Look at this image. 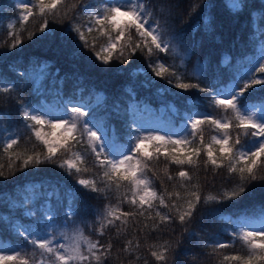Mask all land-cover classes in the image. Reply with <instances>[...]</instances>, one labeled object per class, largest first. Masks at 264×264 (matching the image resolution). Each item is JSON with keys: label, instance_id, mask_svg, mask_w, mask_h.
<instances>
[{"label": "snow or ice", "instance_id": "1", "mask_svg": "<svg viewBox=\"0 0 264 264\" xmlns=\"http://www.w3.org/2000/svg\"><path fill=\"white\" fill-rule=\"evenodd\" d=\"M261 3L264 5V0ZM150 5L151 0H75L73 3H68V0H18L16 7L22 25L34 15L33 8L37 10L35 15L43 19L38 31L44 36L50 31V20L57 23L67 21L68 31L74 32L77 37L76 51L71 56L82 55V48H89L92 50L90 59L94 58L107 66L113 60L127 64L137 52L145 53L147 57L176 52ZM229 6L234 12L243 8L241 0H231ZM159 11L163 13V6ZM81 16L86 19L83 25L76 22ZM209 23L205 21L206 28ZM8 28L12 29L13 24L9 23ZM94 31L97 36L90 42L85 33ZM13 35L9 49H16L23 44L19 32L10 31L9 36ZM35 35V32H28L27 38L31 39ZM100 38H105V43L96 51V42ZM254 38L258 40L256 54L238 61L235 68L230 69L232 75L226 87L217 86L220 82L217 77L213 84L215 90L203 87L199 82H184L175 70H170L159 61L149 64L156 77L165 78L170 85L174 79L175 88L185 92L195 89L210 93L212 104L217 109L232 114L222 118H214L207 112L185 114L184 124L179 130L162 126L156 120L145 119L144 114L149 109L136 104H129L123 110L119 105L114 106L116 116L123 120L122 127H117L110 123L108 115H98L103 106L102 94L93 93L95 104L83 99L75 102L71 99L58 100L53 105L43 102L29 105L23 100L17 101L25 127L45 151L10 153L9 150L18 144L19 137H5L3 150L8 153L9 172L15 169L16 161H22L21 169L56 163L69 176L73 173L78 175L88 171L80 165L85 163V157L89 154L94 157L96 167L102 170L98 178H78L75 184L65 187L62 193L60 189L54 188L43 203L35 197H25L21 206L34 201L35 209L26 210L25 215L36 217L39 213L49 230L37 231L30 225L18 222L12 223L11 228L17 235L23 236L34 250L40 251L41 259L36 264H106L112 258L111 238L107 243H101L99 239L93 241L76 224V205L81 200L82 192L86 195L96 194L98 199H107L112 193L117 196L115 205L106 204L96 216V222L99 223L96 232L100 237H104L110 228L116 229L117 236L126 234L129 226L138 225V218L142 217L151 223H144L140 231H156L178 223L187 238L196 236L186 225L193 221L201 205L223 201L238 203L239 198L257 188L264 192V101L260 104L244 102L257 90L256 86L264 88V78L256 75L264 74V27L254 30ZM224 63H228L227 56ZM49 67L47 61L42 62L28 75L38 94H42V80ZM204 67L198 65L196 72H203ZM60 84L62 87L63 81ZM15 90L16 86L12 83L0 81V94H10ZM127 91L131 93L132 90ZM57 95L61 93L57 92ZM204 126L216 132L210 137L209 143L204 142ZM45 127L61 129L60 136L54 137L45 132ZM162 131L165 134H161ZM121 140L125 142L121 143ZM76 145L85 151H74ZM62 152L69 153L70 157L57 160ZM161 158L165 161L163 178L152 166ZM201 160L205 173L209 169L213 174L218 170H226L229 177L236 178V182L230 188L221 187L216 192L203 193L198 176ZM169 165L175 166L178 171L171 174ZM3 167L0 164V177L6 175ZM157 180L163 189L159 192L155 187ZM165 181L176 182L173 188L180 191H168ZM205 182L212 183V180L206 177ZM52 197L56 199V206L51 203ZM125 204L132 211H124L121 205ZM60 211H63L64 220L58 231L53 232L50 229L56 226L57 213ZM234 223L232 241L216 240L211 247L215 252L231 247L233 242L239 240L247 254L225 255L221 264H264V209L256 218L241 216ZM133 230L137 229L134 227ZM182 242L176 240L175 248H179ZM5 243L0 237V264H30L28 256L15 248L5 247ZM139 247L138 239H129L119 251L134 255ZM175 248L169 242L149 245L150 250L158 249L150 251L157 264H168L169 253L174 252ZM9 251L11 255L6 254ZM136 259L140 257L137 255Z\"/></svg>", "mask_w": 264, "mask_h": 264}, {"label": "trees", "instance_id": "2", "mask_svg": "<svg viewBox=\"0 0 264 264\" xmlns=\"http://www.w3.org/2000/svg\"><path fill=\"white\" fill-rule=\"evenodd\" d=\"M73 2L75 0H68V3ZM230 2L231 0H151L150 6L156 19L160 21L168 38L172 40L176 52L158 53L152 57L137 52L127 64L113 60L110 65L105 66L94 58L90 59L92 50L89 48H82V55L71 56V53L76 51L77 37L74 32L68 31L67 21L57 23L50 20V31L44 36L38 31L43 19L35 15L37 11L35 8H33L34 15L22 25L16 7L18 0H0V81L16 86V90L12 93L0 94V164L4 165L2 170L6 173L5 176L0 177V237L6 242L5 247L21 251L22 255L28 256L30 264H36L41 259L40 251L34 250L23 236L17 235L11 228L12 223L18 222L30 225L37 231L49 230L39 213L36 217L25 215L26 210H35L34 201L21 206L25 197H35L43 203L47 194L54 188L60 189L62 193L65 187L75 184L78 178H98L102 174V170L96 167L94 157L90 154L86 155L85 163L80 165L88 171H82L78 175L73 173L69 176L66 170L56 163L21 169L22 161H16L15 169L9 172L8 153L3 150L5 137L9 135L12 138L19 137L18 144L9 150L10 153L32 154L45 151L25 127L17 101L23 100L29 105L40 102L53 105L58 100L71 99L75 102L83 99L95 104L93 93L102 94L103 106L99 109L98 115H108L110 123L117 127H122L123 120L116 116L113 110L115 105H119L121 110L127 108L129 104L147 107L152 110V114L149 115L152 119L158 118L162 126L175 127L178 130L184 124L185 114L207 112L214 118L231 116L230 112L224 113L212 104L210 93H201L195 89L187 92L177 89L174 79L173 84L170 85L165 78L156 77L149 67L150 63L159 61L170 70H175L183 77L184 82H199L201 86L215 90L213 84L219 77L220 82L217 86L226 87L230 82L229 76L232 75L230 69H234L238 61L256 54L258 40L254 38V30L257 27H264V18H262L264 5L261 0H241L243 8L238 12L230 10ZM161 6L164 8L163 13L159 11ZM205 21L210 22L207 28ZM76 22L83 25L86 19L81 16ZM9 23L13 24L12 29L8 28ZM10 31L19 32L23 40V44L16 49H9L14 39V35L9 36ZM28 32H35L36 35L28 39ZM85 35L91 42L97 33L86 32ZM104 43L105 38L97 40L95 50L99 51V46ZM226 56L227 64L224 63ZM45 61L50 67L42 80V94H38L34 91L35 84L28 75ZM198 65L205 66L203 72H196ZM256 75L258 78H264V74ZM60 81H63L62 87ZM127 89H131V93ZM256 89L244 101L246 104H260L264 101V88L258 85ZM57 92L61 95H57ZM71 106L73 105H69ZM44 131L59 137L62 130L45 127ZM212 135H216V132L204 126L205 143L210 142ZM149 150H151L150 146ZM74 151L83 152L85 149L76 145ZM69 157V153L62 152L56 159ZM152 166L163 178L165 167L163 158ZM168 167L171 174L178 171L175 166ZM198 176L202 192L205 194L216 192L221 187L230 188L236 182V178L229 177L226 170H218L213 174L209 169L205 173L202 160ZM206 177L210 178L212 183H206ZM174 183L176 182L165 181L168 191H180L178 188H173ZM255 183L259 184V182ZM155 187L158 192L163 190L159 180L155 181ZM51 203L56 206L55 197L51 198ZM116 203L115 193L109 194L107 199H98L96 194L86 195L82 192L81 200L76 205V224L83 229L86 237L93 241L99 239L101 243H107L111 238L112 258L106 264H145V261L147 264H157L150 251L158 249L150 250L149 245L169 242L175 248L176 240L183 242L174 252L169 253L168 264H221L223 256L246 255V250L239 240L233 242L231 247L215 252L211 245L216 240L231 242V233L235 230L234 222L239 217H258L260 211L264 209V192L257 188L254 192L239 198L238 203L223 201L219 204L213 202L201 205L193 221L186 225L196 233L192 238H187L186 234H183V227L178 223L156 231H140L144 223H151L142 217L138 218V225L129 226L126 234L117 236L116 229L110 228L104 237H100L96 232L99 228L96 216L106 204ZM121 206L124 211H132L126 204ZM63 220V211H60L57 213L56 226L50 230L55 232L56 227L60 226ZM134 227L137 230L134 231ZM129 239L140 241V247L134 255L119 251ZM6 254L12 253L9 251ZM137 255L140 259H136Z\"/></svg>", "mask_w": 264, "mask_h": 264}, {"label": "rangeland", "instance_id": "3", "mask_svg": "<svg viewBox=\"0 0 264 264\" xmlns=\"http://www.w3.org/2000/svg\"><path fill=\"white\" fill-rule=\"evenodd\" d=\"M226 98H227V97H226ZM151 113H152L151 110H149V112L145 113V114H144L145 119H152V118H151L152 116H149ZM156 117H157V116H156ZM152 120H156V121H158L159 124H160V121L158 120V118H153ZM160 125H161V124H160ZM162 132H163V131H162ZM162 132H161V133H162ZM61 224H62V223H61ZM60 226H61V225H60ZM60 226L56 227L55 232L58 231V229L60 228ZM250 230H254V229H251V228H250Z\"/></svg>", "mask_w": 264, "mask_h": 264}]
</instances>
